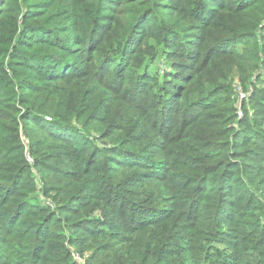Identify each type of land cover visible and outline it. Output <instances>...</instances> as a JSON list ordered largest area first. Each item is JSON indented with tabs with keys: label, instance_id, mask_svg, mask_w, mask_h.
I'll return each instance as SVG.
<instances>
[{
	"label": "trees",
	"instance_id": "1",
	"mask_svg": "<svg viewBox=\"0 0 264 264\" xmlns=\"http://www.w3.org/2000/svg\"><path fill=\"white\" fill-rule=\"evenodd\" d=\"M251 78L264 0H0V264H264Z\"/></svg>",
	"mask_w": 264,
	"mask_h": 264
},
{
	"label": "rangeland",
	"instance_id": "2",
	"mask_svg": "<svg viewBox=\"0 0 264 264\" xmlns=\"http://www.w3.org/2000/svg\"><path fill=\"white\" fill-rule=\"evenodd\" d=\"M161 13V15H166L168 12L167 11H165V10H162V12H160ZM223 60H225V61H227V62H229V64L232 66H234V67H236V65L234 64V60H236L235 58H232V54H224L223 56ZM163 66V65H162ZM234 81V82H233ZM232 81V83H233V85H234V87H235V89L237 90V92H238V97H239V103H242L244 100L245 101H248V99H249V95H248V93H247V91H244V90H242L241 89V86H240V80H238L237 78H236V80H233ZM249 83L250 84H256V86H258V87H260V88H264V83L263 82H256L255 80H253V78H251V80L249 81ZM250 84H248V87H249V85ZM251 94V93H250ZM246 103H248V102H246ZM255 102H249L248 104H254ZM250 110H252L251 108H249ZM241 112V111H240ZM238 115H239V113H238ZM86 255H88V253H86ZM75 257L77 258V260H79L80 262H81V264H85V262H86V259L87 258H82V259H80V257H78L77 256V254H75ZM103 258H99L98 260H96L94 263H92V264H99L100 263V261L102 260Z\"/></svg>",
	"mask_w": 264,
	"mask_h": 264
},
{
	"label": "built area",
	"instance_id": "3",
	"mask_svg": "<svg viewBox=\"0 0 264 264\" xmlns=\"http://www.w3.org/2000/svg\"><path fill=\"white\" fill-rule=\"evenodd\" d=\"M238 113H239V115H241V112H240V110L238 111Z\"/></svg>",
	"mask_w": 264,
	"mask_h": 264
}]
</instances>
